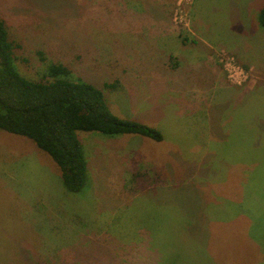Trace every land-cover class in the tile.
Segmentation results:
<instances>
[{
    "label": "rangeland",
    "instance_id": "1",
    "mask_svg": "<svg viewBox=\"0 0 264 264\" xmlns=\"http://www.w3.org/2000/svg\"><path fill=\"white\" fill-rule=\"evenodd\" d=\"M263 6L0 0L23 74L63 63L115 114L164 136L79 131L88 172L72 192L32 140L0 130V264L110 260L117 249L131 264H264V216H250L264 215V162L250 170L264 148Z\"/></svg>",
    "mask_w": 264,
    "mask_h": 264
},
{
    "label": "trees",
    "instance_id": "2",
    "mask_svg": "<svg viewBox=\"0 0 264 264\" xmlns=\"http://www.w3.org/2000/svg\"><path fill=\"white\" fill-rule=\"evenodd\" d=\"M259 19L264 26V6ZM106 87L114 88L115 84L107 83ZM0 130L32 140L60 167L65 186L72 192L80 191L85 186L88 172V161L79 131H97L108 135L135 134L156 141L164 139L158 128L115 114L101 87L83 78L73 77L71 69L63 63H50L46 73L40 78H30L23 74L17 66L14 45L2 19ZM250 216L259 222L264 215L258 210L254 212V208L250 206ZM88 245L92 247L95 244ZM140 246H133L132 253L140 252ZM90 251L111 253L109 250L93 251L89 248L88 252ZM82 252L88 253L86 250H79V253ZM120 256L122 255L117 249L113 257L118 258L116 260L86 261L81 258L72 264H131Z\"/></svg>",
    "mask_w": 264,
    "mask_h": 264
},
{
    "label": "crops",
    "instance_id": "3",
    "mask_svg": "<svg viewBox=\"0 0 264 264\" xmlns=\"http://www.w3.org/2000/svg\"><path fill=\"white\" fill-rule=\"evenodd\" d=\"M200 39L203 40L202 37ZM208 45L211 46L210 44H208ZM243 61L246 62L247 65H250V57L245 56V58L243 59ZM253 104H254V102H253ZM254 105H257V103H255ZM260 125L262 126V123H260L259 126ZM256 131L258 132L259 137H264V128L262 129V127H260V130L259 131L256 130ZM262 145H264V139H263L262 143H255V148L256 147H261ZM261 160L264 162V148H260L259 151H258V153H257V158H254L252 161H250V170L251 169H255L260 164L259 161H261Z\"/></svg>",
    "mask_w": 264,
    "mask_h": 264
},
{
    "label": "built area",
    "instance_id": "4",
    "mask_svg": "<svg viewBox=\"0 0 264 264\" xmlns=\"http://www.w3.org/2000/svg\"><path fill=\"white\" fill-rule=\"evenodd\" d=\"M224 62H225L224 65H225L226 69L230 70V66H232V63H233V61L231 60V58H228L227 57L226 61L224 60ZM232 67L235 68L234 66H232ZM235 71L238 73L237 74V77H240V76H243L244 75V73L242 71H237V70H235Z\"/></svg>",
    "mask_w": 264,
    "mask_h": 264
}]
</instances>
